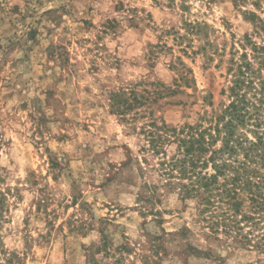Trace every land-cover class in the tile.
I'll return each mask as SVG.
<instances>
[{
    "label": "rangeland",
    "instance_id": "374dc122",
    "mask_svg": "<svg viewBox=\"0 0 264 264\" xmlns=\"http://www.w3.org/2000/svg\"><path fill=\"white\" fill-rule=\"evenodd\" d=\"M249 13L264 0H0V264H104L103 240L150 255L154 238L158 264H264L210 239L140 152L151 119L227 102L244 36L264 42ZM120 90L144 99L133 120L111 114Z\"/></svg>",
    "mask_w": 264,
    "mask_h": 264
},
{
    "label": "trees",
    "instance_id": "16d2710c",
    "mask_svg": "<svg viewBox=\"0 0 264 264\" xmlns=\"http://www.w3.org/2000/svg\"><path fill=\"white\" fill-rule=\"evenodd\" d=\"M248 15L255 30L264 32V19ZM241 47L227 69L230 85L227 95L222 91L227 102L205 112L198 124L182 128L151 119L139 130L144 142L140 152L145 166L148 159L156 160L157 170L151 169L177 192L184 206L192 205L210 239H231L264 257V42L257 44L245 35ZM109 100L111 114L123 120L144 102L133 91L123 90L110 94ZM137 116L136 110L132 120ZM137 200L153 205L151 198ZM153 242L150 255H136L126 243L111 251L106 240L96 252L109 259L104 264H124L125 256L132 254L139 264H158L161 248ZM91 264L100 263L92 258Z\"/></svg>",
    "mask_w": 264,
    "mask_h": 264
}]
</instances>
